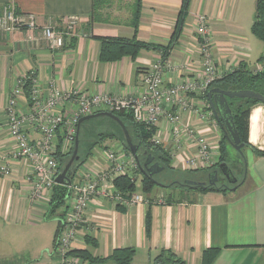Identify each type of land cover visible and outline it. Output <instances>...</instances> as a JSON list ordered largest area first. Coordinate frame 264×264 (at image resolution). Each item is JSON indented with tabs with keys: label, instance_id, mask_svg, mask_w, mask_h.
Instances as JSON below:
<instances>
[{
	"label": "crops",
	"instance_id": "crops-1",
	"mask_svg": "<svg viewBox=\"0 0 264 264\" xmlns=\"http://www.w3.org/2000/svg\"><path fill=\"white\" fill-rule=\"evenodd\" d=\"M94 0H0V9L5 4H14L20 11L34 15L39 25L58 24L69 16H77L76 32L66 40L63 49H50L42 34L28 29H16L0 33V122L6 121V110L18 80L35 71L42 97L46 98L51 83L65 92L79 91L87 95L109 94L117 97L139 95L145 91L143 79L150 66L161 57L159 46L166 47L174 34L182 0H141L139 27L136 38L150 48L142 49L135 60L128 56L114 62H101L99 37L132 38L135 31L133 19L136 0L129 7L110 8L108 1L99 9L102 20L91 22ZM240 0H191L182 34L169 50L164 82L171 85L180 81L202 79L201 50L196 32L197 15L206 14L211 34V48L217 58L220 73L230 71L240 62L248 63L246 50L249 45L240 35L231 32ZM264 54L252 69L264 64ZM192 105L206 112V98L193 93L189 96ZM75 108L73 102L62 105L65 114ZM31 102L27 93L20 99L19 110L28 113ZM212 118L213 120H210ZM184 125L196 127L205 133L212 143L220 139V127L214 117L204 119L187 111ZM174 125L166 118L157 126V135L167 151L176 149ZM63 136V129L58 130ZM32 141L40 133L30 131ZM249 146L245 158L247 169L242 180L234 185L223 184L224 191H201L179 186H160L157 197L152 192L136 191L143 200L136 204H120L107 199L95 198L88 206L85 222L79 229L73 249H88L93 256L106 257L119 247H133L136 254L133 264H157L155 258L162 250H171L186 264H202L203 252L219 248L212 264H264V103L253 104L249 117ZM59 142V138H58ZM111 142V145H110ZM106 145L123 148L120 142L109 141ZM15 142L7 128L0 129V166L11 168L10 176L0 175V230L12 232L17 229L39 228L44 223L58 224L47 220L51 193L36 200L29 198L30 183L27 180L29 162L12 159ZM124 155H129L124 150ZM183 156V153H182ZM106 159L94 150L80 173H95L104 167ZM185 169L184 160H175ZM141 182V176L136 175ZM227 185V186H225ZM229 186V188H228ZM234 188V189H233ZM173 189V190H172ZM150 216V232L147 233V218ZM62 218V217H61ZM97 241L96 247L85 242L86 236ZM52 248L41 249L37 262L44 256L56 261ZM46 250V252H45ZM48 255V256H47ZM42 261V260H41ZM23 262V261H22ZM19 264H33L32 260ZM16 263V264H17ZM40 263V262H38ZM80 264H90L80 261ZM93 264H116L108 260Z\"/></svg>",
	"mask_w": 264,
	"mask_h": 264
},
{
	"label": "built area",
	"instance_id": "built-area-1",
	"mask_svg": "<svg viewBox=\"0 0 264 264\" xmlns=\"http://www.w3.org/2000/svg\"><path fill=\"white\" fill-rule=\"evenodd\" d=\"M197 20L196 32L199 35L198 44L205 75L202 79L166 85L164 74L170 63L168 58L160 57L150 66L144 76L145 91L139 95L127 97L109 94L87 95L76 90L65 92L51 83L49 94L44 98L40 94L35 71H31L27 76L18 80L6 110V121L0 122V129L7 128L14 139L16 148L11 152L10 157L14 160H26L30 164L27 172V180L30 183L29 198L36 200L51 193L57 184L55 177L58 174L59 162L53 153L58 145V130L65 128L66 131L61 145L63 153L70 141L74 139V132H72L74 123L78 124L81 117L95 113L97 110L124 111L132 114L136 122L153 127H157L159 122L166 118L174 125L173 135L176 139V149L185 147L180 151H169L172 152L175 160L183 159L186 168H197L210 161L211 149H217L218 143H212L205 133L183 123V117L187 111H192L202 119L214 117L208 101L205 106L206 112L202 114L199 108L192 105L189 98L193 93L205 95L218 71L211 48L208 17L200 13L197 15ZM78 21L77 16H69L58 24L47 23L40 27L34 15L19 11L14 4H5L0 11L2 32H12L16 29L36 31L40 28L43 40L52 50L63 49L66 46V40L74 35L72 30L76 28ZM256 70H264V64L257 66ZM28 82L31 83V109L28 113H22L19 110V103ZM71 102L76 107L74 120L61 109L62 105ZM31 130L38 131L41 135L36 142L31 139ZM152 142L162 145L157 133L153 135ZM104 158L107 159L106 168H99L95 173L82 172L68 186L67 204L69 207L64 214L57 243L53 248L54 254H58L54 255L57 256L58 264H73L70 251L73 249L79 229L85 222V214L92 200L101 198L120 204H136L143 200L142 196L136 193L129 198L123 197L114 185L115 178L121 175L137 179L139 167L136 158L132 154L124 155V148H117L114 145H106ZM129 169L136 173L134 178ZM0 175L10 176L11 168L7 164L0 166Z\"/></svg>",
	"mask_w": 264,
	"mask_h": 264
},
{
	"label": "trees",
	"instance_id": "trees-1",
	"mask_svg": "<svg viewBox=\"0 0 264 264\" xmlns=\"http://www.w3.org/2000/svg\"><path fill=\"white\" fill-rule=\"evenodd\" d=\"M191 0H182V6L180 9L178 21L174 30V34L170 43L166 46H159L161 51V58L167 59L169 56V50L172 45L179 39L182 34V30L185 23V18L188 14L189 6ZM106 3L105 0H94L93 1V10L91 13V22L100 21L102 18L99 14V9L101 6ZM140 11H141V0H136L135 11L132 21L130 25L133 26L135 31V36L132 38H122V37H99L101 41V49L99 53V60L101 62H114L120 60L124 56H128L131 59L135 60L142 49L150 48L151 44L140 41L136 38V33L139 27V19H140ZM257 16L256 20L253 23L252 30L254 35L264 42V0L257 1ZM219 87L224 90H255L264 94V92L260 91L261 87H264V70H256L252 69L248 63L240 62L238 66L233 68L230 71H226L222 74V76L214 79L213 82L208 86L206 91L207 93L211 88ZM30 91H31V83L25 87V92L30 100ZM208 101V99H207ZM228 102L232 109L234 115V122L236 125V129L239 132L241 142L244 143L243 151L246 147L249 146L248 143V135H249V117H250V109L253 104L259 103L260 101L254 100L252 98H228ZM209 103V101H208ZM264 103V102H262ZM210 105V104H209ZM211 107V106H210ZM103 110L97 111L102 112ZM127 126L130 134L133 136L134 143L138 146V153H140V162L147 159L148 156H153L157 161L161 162L164 165V171L167 169L169 158L166 156L164 151L161 149V145H157L152 142L153 135L157 132V127L149 126L145 123L136 122L132 114L124 112V111H113ZM215 116V114H214ZM216 118V117H215ZM217 120V118H216ZM218 122V120H217ZM220 128L222 129L220 121L218 122ZM59 132V131H58ZM57 132V148L55 155L62 162L59 163L58 173L61 172L66 164L69 162L73 150L74 144L71 147V150L63 154L61 152V145L63 143V136H59ZM222 139L220 141L221 148V159L217 165L211 167L208 170V175L213 169L225 162L228 163V154H227V146L230 144V140L228 138V134L224 132L222 129ZM59 138V142H58ZM79 155L80 158L78 161H75L73 164V168H76V173L72 177L74 181L75 176L77 174L78 169L84 163L88 161V159L92 156L94 150L97 147H104L105 143L109 140H118L122 143L123 148L126 153L131 154L130 149L126 143V138L124 134V130L121 125L113 118L109 116H100L92 119L85 120L81 123L79 132ZM76 139V136H75ZM75 142V141H74ZM255 151L258 154L264 155V151L258 150L255 148ZM139 173L141 176V185L142 189L145 193H150L153 191L154 186H183L190 189H197L201 191H224V185H198V186H187L184 185V178L171 180V183L165 185L163 181L157 179L155 176L153 177L158 182H155L154 179L149 178L147 175L143 174L140 165L138 163ZM193 173V171H188ZM195 180V179H191ZM199 180V179H198ZM207 180V179H202ZM115 186L118 192L125 198L131 197L137 191V179H132L128 175H121L115 178L114 180ZM68 186L66 184H56L54 186V190L51 194V198L49 201V209L48 215L53 216L57 213L60 208H66L67 205V196H68ZM65 212H61L58 216V224L56 233L54 236V246L57 243V239L61 230L62 221ZM62 217V218H61ZM147 233L150 232V216L147 218ZM85 242L91 246L96 247L97 241L91 236H86ZM219 252V248H208L203 252L202 255V264H212L215 257ZM70 253L74 254L76 257H79L83 261H87L90 264L105 262L108 260H113L116 264H133V259L136 254V249L133 247H119L112 250V252L106 257H98L93 256L91 252L86 249H72ZM155 263L157 264H186L184 260L179 258L177 254H175L171 250H162L160 254L155 258Z\"/></svg>",
	"mask_w": 264,
	"mask_h": 264
},
{
	"label": "rangeland",
	"instance_id": "rangeland-1",
	"mask_svg": "<svg viewBox=\"0 0 264 264\" xmlns=\"http://www.w3.org/2000/svg\"><path fill=\"white\" fill-rule=\"evenodd\" d=\"M108 1L112 2V4H110V8H113V6L120 7V8H122L123 11H125L129 7V3H130V0H105L106 3H108ZM257 1L258 0H240V5H239L238 11L236 13L237 20L235 19L234 23L232 24V28H231V32L233 34H236V35L241 34L243 40L245 42H247L248 45L250 46L249 49H247L245 52L247 53L246 56L249 57L248 62L251 65H255L256 63H258L260 57L262 56V54H264V42L261 41L260 39H258L254 35L253 30H252L253 23L256 20V16L258 13ZM106 3H104L101 7H103ZM0 11H1V9H0ZM39 26L41 27V25H39ZM76 28H77V26H76ZM76 28L74 30H72L74 34L76 32ZM39 30H41V29L39 28ZM0 33H3V32L0 30ZM43 42L46 45L45 40H43ZM214 58H215L214 60L216 62V66L218 69V62H217V58L215 57V55H214ZM222 74L223 73L222 72L220 73L219 70L216 71L215 79L222 76ZM260 91L264 92V87H261ZM200 95L206 98L205 106H207L206 105L207 104L206 95H202V94H200ZM75 108L72 107L71 113H69V115L72 117L73 120L76 118V112H75L76 109ZM95 109L97 110V108H95ZM97 111H100V110H97ZM210 120H213V119L210 118ZM73 123H74V121H73ZM72 127L74 129V131H72V132H74V139L70 141V144L67 146V148L65 149L63 154H66L71 150V147L73 146V143L75 141L77 123L75 122ZM63 130H64L63 133L66 132L65 128ZM220 131H221V134H220L221 137L219 139L217 149H215V148L211 149V152H210L211 157L209 159L210 161L205 163L204 165H200L197 168H191V167L186 168L185 167V169H184V167H182L180 164L177 166L176 164H178V163H175V157H173L172 152H169L170 150L167 151L161 145V149L164 151L166 156L169 158V160L167 162L168 166H167V169L165 171L163 170L162 172L156 174L155 177L157 179L163 181L165 185H167V184L169 185L171 183V180H173V179L174 180L181 179L182 181L184 180V178H191V179H195V180H198V179L199 180H202V179L208 180L209 179L208 170L211 167L218 164V162L221 159V155H222L221 154V148H220V141L222 139L223 133H222L221 128H220ZM109 141H116V140H109ZM109 141H107V142H109ZM110 145H111V142H110ZM227 147H228L227 148V150H228L227 154H228L229 165L233 169L238 180L240 181L244 178L245 172L247 169L246 158L243 157V155L245 156L246 148L244 149V154L241 155L238 152V150L235 147H233L231 144H229ZM96 150H98L99 153L101 155H103V158L105 157V150L101 149L100 147H97ZM55 152H56V150L54 151L53 156L58 160L59 163L62 162L55 155ZM129 155H131V154H129ZM107 165L108 164H107V159H106L105 165L102 168H106ZM129 171L131 172V174L134 178L135 177L134 175L136 173L130 169H129ZM188 171H193V173H190ZM219 171H220L218 174L219 179L217 181V184L219 186L223 185V183L233 185L228 181L224 172L222 170H219ZM114 185H115V183H114ZM159 187H160V185L154 186L153 191H152V197L158 196V193L157 194H155V193H156V190L158 191ZM169 187H172L174 189L175 187H179V186L173 185V186H169ZM136 188H137V191L139 193L143 192L142 185H141L140 181H137V187ZM53 190H54V188L52 189L51 194H52ZM30 201H32V198L30 199ZM68 207H69V205L67 204L66 208H64V209L60 208L55 215L48 216L47 220H53V222H56L58 215L61 212H66ZM56 229H57V225H55V223H44L39 228H34L31 230L26 229V228L25 229H17L16 232H12L14 234L13 237L9 236L11 234V232L8 230H11V229H7V231L0 230V264H16L18 261H20V262L23 261L22 263H24L25 261L30 262L31 260H32V262H34L33 260L35 258L41 257L40 256L41 249L48 247V246L50 248L53 246V248H54V236L56 233ZM53 248L51 251L52 254L58 255L57 253L54 254ZM45 252H46V250H45ZM37 254H38V256L36 257ZM55 258H57V256ZM71 258H72L73 264H80V261L82 260L79 257H76L72 253H71ZM41 260L34 262L33 264H52L51 263L52 261H51V259H49V257L44 256V258ZM38 262H40V263H38ZM53 262H54V264H58L57 263L58 259H57V262L56 261H53ZM84 262H87V261H84ZM17 264H19V263H17Z\"/></svg>",
	"mask_w": 264,
	"mask_h": 264
},
{
	"label": "water",
	"instance_id": "water-1",
	"mask_svg": "<svg viewBox=\"0 0 264 264\" xmlns=\"http://www.w3.org/2000/svg\"><path fill=\"white\" fill-rule=\"evenodd\" d=\"M228 98H252L254 100L264 102V94L255 90H224L219 87L211 88L207 93V99L213 110L215 117L217 118L218 122L220 121L222 129L226 134H228V138L230 140V144L235 147L238 152L242 155L244 154L243 147L244 143L241 142V138L239 135L238 130L236 129V125L234 122V115L230 104L228 102ZM100 116H109L115 119L123 128L126 143L130 149L131 154L136 158L137 162L140 165V169L143 174L147 175L149 178L154 179V175L162 172L164 170V165L161 162L152 163L154 160L153 156H148L147 159L143 163L140 162V153H138V146L133 141V136L130 134L127 126L125 123L113 112L111 111H102V112H95L92 114L85 115L80 118L77 124L76 130V139L74 144V150L69 162L66 164L64 169L57 174L55 177V181L57 184H66L70 186L73 182L72 177L76 173V168H73V164L75 161H78L80 158L79 155V138L78 132L80 125L83 121L100 117ZM243 157H245L243 155ZM152 163V164H151ZM151 164V165H150ZM150 165V166H149ZM220 170H222L231 184H236L238 182V178L234 175L233 169L230 167L228 163H221ZM208 180H185L184 184L187 186H198V185H218L217 181L218 177V170H213L209 173ZM155 182H158L154 179ZM227 186V185H225ZM229 188V186H228ZM234 189V188H233Z\"/></svg>",
	"mask_w": 264,
	"mask_h": 264
},
{
	"label": "flooded vegetation",
	"instance_id": "flooded-vegetation-1",
	"mask_svg": "<svg viewBox=\"0 0 264 264\" xmlns=\"http://www.w3.org/2000/svg\"><path fill=\"white\" fill-rule=\"evenodd\" d=\"M140 157H141V156H140ZM144 161H145V160H143L142 162H144ZM155 162H158V161L154 158V160H153L152 163H155ZM152 163H151V164H152ZM151 164H150V165H151ZM150 165H149V166H150ZM213 170H218V174H219V172H220V171H219V170H220V165L216 166ZM233 172H234V171H233ZM234 175H235V173H234ZM154 176H155V175H154ZM186 180H187V179H186ZM184 182H185V181H184ZM183 184H184V183H183ZM223 184H227V183H223ZM184 185H186V184H184Z\"/></svg>",
	"mask_w": 264,
	"mask_h": 264
}]
</instances>
